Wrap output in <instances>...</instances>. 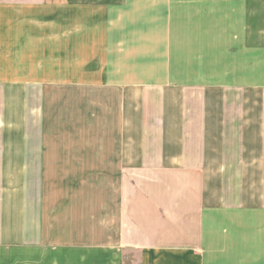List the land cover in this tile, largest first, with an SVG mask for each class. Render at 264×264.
<instances>
[{
    "label": "crops",
    "instance_id": "1",
    "mask_svg": "<svg viewBox=\"0 0 264 264\" xmlns=\"http://www.w3.org/2000/svg\"><path fill=\"white\" fill-rule=\"evenodd\" d=\"M0 264H264V0H0Z\"/></svg>",
    "mask_w": 264,
    "mask_h": 264
},
{
    "label": "rangeland",
    "instance_id": "2",
    "mask_svg": "<svg viewBox=\"0 0 264 264\" xmlns=\"http://www.w3.org/2000/svg\"><path fill=\"white\" fill-rule=\"evenodd\" d=\"M150 27L152 28L153 32H156V33L159 32V27H160L159 25H152ZM152 53H154V52H152ZM155 53H157V52H155ZM123 75L125 76V74H123ZM160 75H161V73L158 72V71H151V73H149V77H150L151 80L159 79ZM128 76H130V75H128ZM142 76H143V72L135 71V73H134V82H135V84L138 83L139 80L142 79ZM119 79H120V77H119Z\"/></svg>",
    "mask_w": 264,
    "mask_h": 264
},
{
    "label": "bare ground",
    "instance_id": "3",
    "mask_svg": "<svg viewBox=\"0 0 264 264\" xmlns=\"http://www.w3.org/2000/svg\"><path fill=\"white\" fill-rule=\"evenodd\" d=\"M101 12V11H100Z\"/></svg>",
    "mask_w": 264,
    "mask_h": 264
}]
</instances>
